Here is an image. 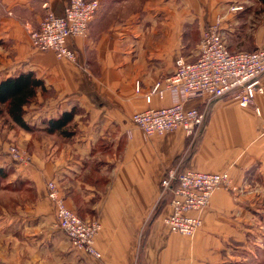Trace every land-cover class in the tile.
Returning <instances> with one entry per match:
<instances>
[{"label":"crops","instance_id":"1","mask_svg":"<svg viewBox=\"0 0 264 264\" xmlns=\"http://www.w3.org/2000/svg\"><path fill=\"white\" fill-rule=\"evenodd\" d=\"M69 1L0 0V81L33 72L46 88L26 108L28 128L9 135L32 161L13 162L0 143V169L9 168L14 186L0 192V264H264V93L250 107L205 95L183 100L177 90L146 101L179 59L197 60L203 32L218 21L230 52L264 50V0H100L88 35L68 41L76 62L34 49L30 37ZM182 101L206 114L197 135L147 137L132 122ZM72 110L69 127L46 130ZM189 169L227 172L240 189L214 193L193 237L165 223L175 183L164 188L163 180ZM50 182L80 218L101 224V258L71 246Z\"/></svg>","mask_w":264,"mask_h":264},{"label":"built area","instance_id":"2","mask_svg":"<svg viewBox=\"0 0 264 264\" xmlns=\"http://www.w3.org/2000/svg\"><path fill=\"white\" fill-rule=\"evenodd\" d=\"M99 7L100 0H70L62 15L49 12L38 29L30 32L33 47L42 52H52L58 59L76 62V53L68 46V41L72 37L88 35L89 24ZM263 76L264 50L230 52L218 21L203 32L197 60L188 63L179 59L172 75L156 83L146 101L150 104L154 95L163 98L166 91L177 90L183 100L205 95L210 99L230 98L250 107L254 106L257 95L264 93ZM205 121L206 114L196 108H186L183 101L166 108H150L132 116V122L147 137L177 129H183L189 137L194 136L201 131ZM11 155L16 162L22 161L23 156L26 159L14 148ZM173 181L172 213L166 222L174 233L186 237H193L202 226V220L196 214L208 208L216 191L239 190L227 172L213 174L189 169L177 175L173 170L163 180V187L170 188ZM49 188L57 205L58 225L71 246L101 258L95 246L101 224L80 219L67 207L56 185L51 183Z\"/></svg>","mask_w":264,"mask_h":264},{"label":"trees","instance_id":"3","mask_svg":"<svg viewBox=\"0 0 264 264\" xmlns=\"http://www.w3.org/2000/svg\"><path fill=\"white\" fill-rule=\"evenodd\" d=\"M45 89L44 81L33 72L22 73L0 81V114L1 108H4L15 125L27 129L28 126L24 120L26 108L36 100L38 93H44ZM73 119V110L64 112L57 119L49 121L46 130L49 133L63 131L70 126ZM5 172L0 169V186L6 179Z\"/></svg>","mask_w":264,"mask_h":264},{"label":"rangeland","instance_id":"4","mask_svg":"<svg viewBox=\"0 0 264 264\" xmlns=\"http://www.w3.org/2000/svg\"><path fill=\"white\" fill-rule=\"evenodd\" d=\"M49 12H47L45 15H44V17L48 14ZM56 14V13H55ZM43 17V18H44ZM34 30H36V29H34ZM33 31V30H32ZM31 43H32V41H31ZM32 47H33V45H32ZM34 48V47H33ZM35 49V48H34ZM1 114H0V143H1V140L3 141H7L8 142V148L6 149V154H7V156L8 157H10V159L13 161V162H15V163H17V164H28V163H30L31 161H32V156L23 148V147H19L18 145H16L15 143H11V142H9V135L10 134H12V135H16L17 133H19L20 131V129H19V127L17 126V125H15L14 124V122H12V120L10 121L9 120V117L7 116V113H6V111L4 110V108H1ZM27 113H28V110L26 111ZM5 137H7V138H5ZM17 149L18 151H20V153H22V154H24L25 155V157H26V159L24 158V156H23V160L22 161H20V162H16L15 161V159L13 158V156L11 155V149ZM3 156L4 155H2V158H3ZM1 158V157H0ZM3 170L4 171H6L5 173L7 174V176H6V179L3 181V182H1V186H0V192H3V191H7V190H9V189H14L13 187V185H11L10 184V180H11V176H10V171H9V168H3ZM51 183H54V182H50V183H48V196H49V198H50V200H52L53 202H54V204H55V213H56V218H57V205H56V201L51 197V191H50V188H49V185L51 184ZM55 185H56V183H54ZM19 187H22V188H24V184H22V186H17V187H15V188H18V189H20ZM237 187V186H236ZM56 189H57V191L59 192V190H58V187H57V185H56ZM238 189H239V187H238ZM240 190V189H239ZM239 190L238 191H235V192H232V191H230V190H227V191H229V192H232V193H238L239 192ZM219 191V190H218ZM217 192V191H216ZM2 195H4L5 193H1ZM59 195H60V192H59ZM61 196V195H60ZM62 198H63V196H61ZM213 197V196H212ZM64 200H65V198H63ZM65 203H66V200H65ZM67 205V204H66ZM68 207V206H67ZM209 207V206H208ZM69 208V207H68ZM172 208V207H171ZM206 210V209H205ZM74 212V211H73ZM75 213V212H74ZM172 213V212H171ZM76 214V213H75ZM77 215V214H76ZM171 215V214H170ZM169 215V216H170ZM78 216V215H77ZM168 216V217H169ZM79 217V216H78ZM200 217V216H199ZM80 218V217H79ZM201 218V217H200ZM80 219H82V218H80ZM83 220V219H82ZM201 220H202V218H201ZM57 221H58V219H57ZM84 221H86V220H84ZM89 222V221H88ZM165 223H166V225L168 226V224H167V222H166V219H165ZM202 226H203V220H202ZM202 226L199 228V230L202 228ZM169 227V226H168ZM60 228V227H59ZM170 228V227H169ZM61 229V228H60ZM171 230V229H170ZM62 231V230H61ZM172 231V230H171ZM63 232V231H62ZM173 232V231H172ZM64 233V232H63ZM174 233V232H173ZM65 234V233H64ZM176 234H179V233H176ZM179 235H182V234H179ZM66 236V235H65ZM183 236V235H182ZM95 246H96V244H95ZM77 249V248H76ZM87 252V251H86Z\"/></svg>","mask_w":264,"mask_h":264}]
</instances>
